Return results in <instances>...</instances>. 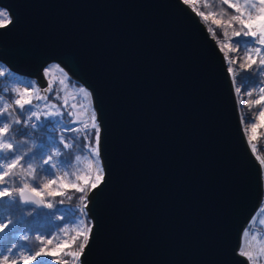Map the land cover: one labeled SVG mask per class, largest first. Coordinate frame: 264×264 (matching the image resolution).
Returning <instances> with one entry per match:
<instances>
[{
  "label": "water",
  "instance_id": "obj_1",
  "mask_svg": "<svg viewBox=\"0 0 264 264\" xmlns=\"http://www.w3.org/2000/svg\"><path fill=\"white\" fill-rule=\"evenodd\" d=\"M0 7L4 67L40 89L43 65L55 62L86 91L100 128L104 177L85 193L91 231L78 264H247L237 248L262 199V168L224 57L193 8L182 0Z\"/></svg>",
  "mask_w": 264,
  "mask_h": 264
},
{
  "label": "trees",
  "instance_id": "obj_2",
  "mask_svg": "<svg viewBox=\"0 0 264 264\" xmlns=\"http://www.w3.org/2000/svg\"><path fill=\"white\" fill-rule=\"evenodd\" d=\"M242 3L243 0H240ZM194 9L197 17L206 27L208 34L214 38L217 46L220 47L222 55L224 57V63L227 67L228 76L230 77V83L233 88L234 97H236V107H238V117H240L241 127H243L244 136L248 146L251 148L252 154L257 157L260 167L262 168V181L264 180V115L261 114L262 108H264V100L258 95L261 89H264V65L259 64V60L264 56V45L256 43V38L251 36H233L234 30H239V25L235 22L229 24L230 17L236 15L234 9L230 8L228 4H225L223 0H191L188 4ZM203 13L204 15H200ZM205 16L207 19H205ZM219 21V23H216ZM223 43L221 46L220 43ZM259 47L261 49L260 54H257L254 49ZM251 55L256 58V63L251 67L245 69L241 65L248 63V56ZM231 69V71H229ZM0 71L8 72L4 68V65L0 62ZM42 76H44V87L40 88L36 85L33 77H25V75H17L20 79L26 81L25 83H16L15 81L8 80L6 78H0V108L7 107V112L11 115H6L5 119L0 122V127L3 123H10L14 118V114L21 117L26 111H21L14 105V100L18 98L15 89L16 85L20 84L24 88H28V91L33 98V104L26 106L34 108L40 119L35 131L30 136L26 134L22 126L12 124L10 132L8 133V139L17 146V154L27 152L28 157L23 162V168L17 167V175L6 178V185H0V187L7 186L10 190L23 186L25 180L30 183L31 186H38L48 183L49 180L62 178L66 182L73 184L79 183L84 188L83 192H77L75 189H71L65 186L61 187L59 183L53 185V189L62 192V195L48 196L44 191L39 200H43L40 208H31L29 205H22L17 199L16 192L13 191L11 202L8 198L0 200V219L5 222L11 221L8 229L0 234V252L6 250L7 247H11L15 244L17 248H23L25 252L33 253L39 250V247H49L47 243L48 237L52 232H57L60 229V224L63 223L68 228L64 235L65 239L72 244L73 237L78 236V233H85L88 227V216L80 214L76 209L80 195L84 194L89 184L80 180V177H88L87 163L84 156L76 148L75 145L69 143L65 139H59L54 134H48L43 132V129H52L55 125L58 126H71L75 118L70 110V106L67 104L66 98L62 95V87L57 82V79L51 73H47L42 70ZM63 81L68 86L81 92V96L76 99L77 104L82 108L89 107L90 115L88 126L84 130V137L86 139V149L91 159L97 156L95 153V128L97 124L93 119V109L91 104L89 105L83 102L82 96L85 94V90L81 91L83 87L78 84L76 80L68 77L63 73ZM23 88V89H24ZM23 89H20L21 91ZM264 97V94L263 96ZM259 101V103H257ZM56 106L59 110L52 111L50 108ZM45 112H57L58 115L45 117ZM91 116V117H90ZM72 133H74L72 131ZM75 135L76 141L78 135ZM7 156V154H5ZM52 157L54 163L57 164L58 169L61 171V176L57 175L55 169L49 174L44 169L49 166L44 165L41 168L42 162L45 159ZM7 160H0V163H6ZM31 163L33 168L36 169L34 178L28 177L25 169L27 165ZM63 201V202H61ZM48 204H52L53 207H47ZM253 219L249 221L248 235H251L256 241L260 239L262 233V224L260 219L264 220V199L259 204V209L254 213ZM81 219V220H80ZM82 221L84 228L82 232L75 230L72 223ZM246 227V228H247ZM27 235L29 239H20L21 236ZM43 237L42 240H38L37 237ZM83 242V235L78 236L75 243L67 249V252L79 251L78 245ZM15 251V249H14ZM253 262L255 264H264V252L254 253L252 255ZM74 257L70 255H62L58 257L42 256L38 257L37 261L33 264H76Z\"/></svg>",
  "mask_w": 264,
  "mask_h": 264
},
{
  "label": "snow or ice",
  "instance_id": "obj_3",
  "mask_svg": "<svg viewBox=\"0 0 264 264\" xmlns=\"http://www.w3.org/2000/svg\"><path fill=\"white\" fill-rule=\"evenodd\" d=\"M187 3L188 0H185ZM225 4L235 10L236 15H232L230 17L231 24L232 22L237 23L240 27L239 30H234L232 32L233 36H251L256 38V43L259 45H264V0H243L241 4L240 0H223ZM0 15H7V12L4 10H0ZM200 15H204L200 13ZM205 19L207 17L205 16ZM219 23V21H216ZM254 51L257 54H260L261 49L259 47L255 48ZM248 63L241 65V67L247 69L256 63V58L249 55ZM260 65H264V56H262L259 60ZM231 71V69H229ZM0 78H6L11 81H15L16 83H25L26 81L20 79L17 75H15L12 71H0ZM18 98L14 100V105L21 111H31V107L26 109V106H31L33 104V98L31 97L28 88H24L22 91L20 89H15ZM84 91V89H81ZM264 91V89H261ZM264 100V97H261ZM259 103V101H257ZM7 107L0 108V122L5 119L6 115H11V113L7 112ZM45 117L58 115L57 112H45L43 114ZM264 115V113H262ZM32 116H34L37 120L40 119V116L36 112H32ZM21 120L18 117L12 119L10 123H3V126L0 127V160H7L6 163H0V185H6L7 179L9 177L17 175L16 169L17 167L23 168V162L25 158L28 157L27 152H22L17 154V146L8 139V133L10 132V128L12 124L19 125ZM25 124L28 123L27 120L24 121ZM95 143L98 147L100 141V128L97 126L95 128ZM7 154V156H5ZM44 165H48L47 169H44L49 174L52 173V170L57 167V164L53 162L52 157L43 160L41 168ZM28 177L35 176L36 169L33 168V165L29 163L27 168L25 169ZM104 173L103 171H99L98 174L94 177L95 183H92V188H96L99 184L103 183ZM80 180L84 181L85 184L90 182L88 177H80ZM59 183L61 187L67 184V187L71 189H75L77 192H83L84 188L80 186L79 183L73 184L70 182L64 181L62 178L49 180L48 183L38 186H31L27 180L23 183L22 187L15 188L10 190L9 187L3 186L0 187V200L4 198H8V201L11 202L13 191L18 192L19 196L22 200L29 201L34 198L41 197L43 192L46 191L48 196H56L62 195V192L56 191L53 189V185ZM27 193V194H26ZM80 200H85V196L81 195ZM37 203H43V200H37ZM63 202V201H61ZM47 207H53L52 204H48ZM86 208V205H85ZM11 221L5 222L3 219H0V234H3L9 227ZM90 231L88 235H84L83 233H78V236L83 235V242H81L78 247L79 251L76 252H67V249L75 243L78 236L73 237L72 244H70L67 240L61 241L54 248L48 247H39L38 251H35L34 254L30 252H25L24 250L14 251L16 249V245L13 244L11 247H7L4 252H0V264H33L34 261H37L38 257L42 256H53L58 257L62 255H70L74 258H78L83 254V250L87 247L88 239L90 238ZM20 239L27 240L29 237L27 235L21 236ZM38 240H42L43 237H37ZM47 243L49 245L52 244V240L48 239ZM50 264V262H49Z\"/></svg>",
  "mask_w": 264,
  "mask_h": 264
},
{
  "label": "rangeland",
  "instance_id": "obj_4",
  "mask_svg": "<svg viewBox=\"0 0 264 264\" xmlns=\"http://www.w3.org/2000/svg\"><path fill=\"white\" fill-rule=\"evenodd\" d=\"M182 1H184L185 2V0H182ZM191 3V0H188V2L186 3L185 2V4H190ZM243 3V2H242ZM241 3V4H242ZM191 7V6H190ZM0 10H3L2 9V7H0ZM192 10H194V9H192ZM195 15H196V13H195ZM197 16V15H196ZM7 15H0V24H4L5 22H6V20H7ZM220 45L222 46L223 45V43L221 42L220 43ZM218 47V46H217ZM219 49H220V47H219ZM218 49V50H219ZM263 49H264V47H263ZM220 52H221V50H219ZM221 54H222V52H221ZM223 56V55H222ZM224 61V60H223ZM44 67H42V70H45L47 73H51V75H54L55 76V78L57 79V82L59 83V85H61V87H62V95L66 98V101H67V104L70 106L69 108H70V110L72 111V114L73 115H75L74 117L75 118H78L79 117V119H81L83 116H85V115H90L91 113L89 112L90 111V109H89V107L87 106V107H85V108H82L81 107V105H79V104H77V102H76V99L75 98H79L80 96H81V92L80 93H78L76 90H74V89H72V88H68V86L65 84V82L63 81V77H64V75H63V70L58 66V65H56L55 64V62H53V61H49L48 63H46V64H44L43 65ZM16 87L18 88V89H23L24 87L22 86V85H20V84H17L16 85ZM234 88V87H233ZM232 88V89H233ZM259 92V96L260 97H262L263 96V94H264V91H258ZM82 98H83V102H85V103H87L88 105H89V99H88V94L85 92V94L82 96ZM52 107L50 108L52 111H57V112H59V110H58V108L56 107V106H53V105H51ZM90 113V114H89ZM262 113H264V108H262V111H261V114ZM89 117V116H88ZM91 117V116H90ZM85 141H86V139H85ZM74 145V144H73ZM76 146V145H75ZM76 148H77V146H76ZM86 163H87V176H88V178H89V180H90V182L88 183L89 185H90V187H91V184L92 183H95V180H94V177L98 174V172L99 171H101V164H100V162H99V158L97 157V156H94V158L93 159H91V162H89V161H86ZM55 172H56V174L57 175H59V176H61V171H60V169H58V168H56L55 169ZM86 185V184H85ZM262 187L264 188V180H263V182H262ZM89 188V187H88ZM87 188V189H88ZM263 190V193H262V199H261V201L264 199V189H262ZM85 193H86V191H85ZM85 193L83 194V196H85ZM82 195V194H81ZM80 195V196H81ZM85 198H86V196H85ZM84 201L85 200H80V197H79V201H78V204L81 206V208H80V210H81V213L83 214V215H85V212H84ZM260 201V202H261ZM77 205V204H76ZM77 209V208H76ZM256 211H254V213H255ZM80 213V214H81ZM254 213L249 217L250 219H253L252 217H253V215H254ZM88 218V217H87ZM89 219V218H88ZM81 220V219H80ZM249 221V220H248ZM260 222H261V224H262V227H263V229H262V235L260 236V239H258V240H256V241H254L255 239L252 237V236H250V245H249V243H248V241L249 240H247V238H246V236L244 237V232H243V230L245 229L244 227V229L243 230H241V232H240V241H239V249H240V253L243 255H250V256H252L254 253H261V252H264V220L263 219H260L259 220ZM73 224V226L75 227V230H79V231H81L82 232V229L84 228V226H83V223H82V221H79V222H77V224H74V223H72ZM89 224L90 223H88V227H89ZM60 229H58L57 230V232H52V234H51V236L50 237H48L49 239H51L52 240V244L51 245H49V247L50 248H54V247H56L58 244H60V242L61 241H64V239H65V237H64V235H65V233H66V230H67V228H68V225L66 226L65 224H63V223H61L60 224ZM88 227L86 228V231H85V233H84V235H86L87 234V230H88ZM243 251H242V250ZM20 250H24L23 248H17V249H15V251H20ZM25 251V250H24ZM4 252V251H3ZM239 252V251H238ZM239 253V254H240ZM78 258H76L75 259V263L76 264H78V260H77Z\"/></svg>",
  "mask_w": 264,
  "mask_h": 264
},
{
  "label": "built area",
  "instance_id": "obj_5",
  "mask_svg": "<svg viewBox=\"0 0 264 264\" xmlns=\"http://www.w3.org/2000/svg\"><path fill=\"white\" fill-rule=\"evenodd\" d=\"M32 112H36L37 111L34 109V108H31V111H26V113L24 115H22L21 117H18L17 114H14V118L15 117H18L20 120H21V123L19 124V126L25 128L24 130L26 131V134L28 136H30L32 134L33 131H35L36 129H38V127H36V125L38 124V120L32 116ZM89 115H85L83 116L79 121H76L72 127H69V126H58V125H55L54 127H52V129H43L42 131L45 132V133H48V134H54L56 136H59V138H64L66 140H68L71 144H74L77 146V148L80 150V152L85 155L87 161L91 162L90 161V156L87 154V151H86V148H85V137L83 135V130L86 128V126H88V117ZM27 120L28 123L25 124L24 121ZM75 129V133L78 135V140L76 141L75 139V135L72 133V134H69V131L70 129ZM77 207V210L79 213H81V206L79 204L76 205ZM249 227H247V229H244L243 232H244V237L246 236L248 243L250 245V235H248V231H249ZM238 253H240V249H239V246H238ZM242 250V249H241ZM243 251V250H242ZM242 253V252H241ZM240 253V254H241ZM243 256L245 257V259H247V264H255L253 262V258L252 256H250L249 254L247 255H244Z\"/></svg>",
  "mask_w": 264,
  "mask_h": 264
}]
</instances>
